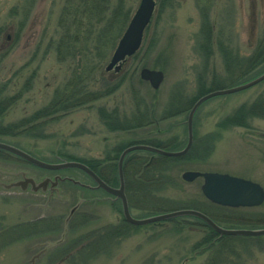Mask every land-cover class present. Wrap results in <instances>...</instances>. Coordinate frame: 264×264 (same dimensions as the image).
Wrapping results in <instances>:
<instances>
[{
  "label": "rangeland",
  "instance_id": "rangeland-1",
  "mask_svg": "<svg viewBox=\"0 0 264 264\" xmlns=\"http://www.w3.org/2000/svg\"><path fill=\"white\" fill-rule=\"evenodd\" d=\"M63 1L0 0V84L7 85L6 94L12 96L22 90L27 79L33 76L30 89L2 119L4 126L29 117L46 106L56 89L70 76L69 66L58 63L54 52L45 51L56 35ZM130 1L135 4V10L141 2ZM156 4L153 21L144 35L138 57H131L122 65V73H128V76L119 91L89 106L58 116V119L45 120L40 137L28 133L8 137L4 142L15 144L39 159L57 163L68 161L60 158L58 153L79 160H101L118 145L130 141L171 142L178 137L187 141L188 115L162 122L157 118L173 94H197L198 77L204 65L203 59L194 50L201 24L200 15L195 0H156ZM211 19L217 38L222 36L224 43L241 60L245 59L251 55L264 31V0H216ZM111 56L102 70V78L108 80L118 77L115 70L105 71ZM142 68L163 71L165 80L159 90H153L148 82L140 79ZM214 72L219 76L226 74L225 62L217 48L206 72L207 84L211 83ZM262 73L264 70L252 76L256 78ZM100 75L97 74L95 80L97 89L101 87ZM132 77L138 78L132 82ZM245 79L240 76L237 80ZM132 84L139 89L147 104L152 105L154 114L151 120L154 123L133 132H111L101 122L98 108L105 107L108 111L118 109L121 116L131 115L135 110ZM263 91L264 82L235 94L211 98L197 110L193 120L194 134L200 145L211 147L212 151L202 162L173 168L172 182L160 193L166 200L163 203L166 209L197 208L225 228H264V204L230 210V218H223L202 194V179L194 182L182 179L186 171L215 172L250 180L264 188V120H252L249 129L219 127L226 116ZM20 173H26L36 182L63 177L79 184L63 182L56 187L59 192L53 194L50 184L46 192H32L30 186L27 191L0 186V233L3 236L0 264H56V256L51 250L43 255L41 253L47 244L61 239L70 211L81 201L78 213L81 218L84 217L85 223L82 221L71 230L68 228L65 236L67 248L88 231L119 225L123 219L119 200L101 190L80 186L95 187L81 171H46L7 152L1 153L0 185L23 181L22 176L17 175ZM37 222H44L47 227L21 231L22 226ZM180 225L177 227L167 221L133 229L90 264H206L210 258L216 264H264V237L224 236L211 251L193 249L209 233L208 228L199 222L193 225L180 222ZM6 232L9 234L6 235Z\"/></svg>",
  "mask_w": 264,
  "mask_h": 264
},
{
  "label": "trees",
  "instance_id": "trees-1",
  "mask_svg": "<svg viewBox=\"0 0 264 264\" xmlns=\"http://www.w3.org/2000/svg\"><path fill=\"white\" fill-rule=\"evenodd\" d=\"M195 1L201 24L194 50L204 61L202 72L198 77L197 94L194 96H187L181 93L173 94L161 115L157 118L159 122L188 115L194 104L201 97L214 91L232 88L248 82L254 79V75L264 70V31L254 46L251 55L241 60L224 43L222 36H218V38L216 36V27L211 19L216 0ZM134 6L135 4L130 0L63 1L57 19L56 35L51 38L45 51L46 53L54 52L58 63L68 65L71 72L70 76L62 86L56 89L52 99L46 106L35 111L29 117L6 126L2 124V119L8 110L30 89L33 76L27 79L22 90L12 96L6 94L7 85L0 84V141L4 142V139L8 137H18L28 133L32 134L30 136L40 137V132H42L47 121H51L52 118L58 119V116L103 100L123 87L128 73H122L121 69L116 72L118 76L116 79L108 80L107 78H102L104 76L102 70L127 29L135 11ZM216 48L225 62L226 74L219 76L214 72L211 83L207 84L206 72L211 66ZM138 55L139 53L131 59H136ZM97 74H101L102 78L100 89L96 88L95 80ZM252 74L254 75L252 76ZM240 76H244L247 80H237ZM137 78L132 77L131 81L137 80ZM131 93L135 101V110L129 116H121L118 109L108 111L105 107L98 108L101 122L111 132H133L154 123L151 120L154 114L152 105L147 104L134 84L131 85ZM255 119L264 120V91L254 100L241 104L220 122L219 127L222 129H249L252 120ZM194 139L191 150L179 158L163 157L146 151L133 152L126 157L123 165L125 192L130 211L134 217L146 218L172 211V209H166L165 205H163L166 200L160 193L166 185L172 182L173 168L177 165H191L196 162H202L212 151L211 147L206 148L204 145H200L196 136ZM186 143L187 141L180 140L179 137L177 139L174 138L171 142L158 140L130 141L118 145L111 154L101 160L91 159L86 161L72 158L62 153L58 154L60 158L68 161H78L86 164L108 185L118 187V160L126 148L136 144H145L167 151H180L185 147ZM12 145L18 147L15 144ZM1 153L5 152L0 150ZM214 207L221 217L230 218V209ZM202 212L217 224L222 225L211 215L204 211ZM134 213H139V215H134ZM82 221L85 223L84 217L81 218L80 213H77L69 224L70 230L75 224H80ZM171 222L175 223L177 227L181 226L180 222L190 225L197 224V222L201 223L195 219H175ZM201 224L208 228L209 233L193 249L205 248L211 251L213 245L224 237H219L217 233L204 223ZM36 227L45 228L47 225L44 222H37L33 225L22 226L21 231H33ZM136 228L140 227L129 225L123 218L119 225L88 231L76 242L73 241L71 247L67 248V242H65L61 246L52 249L51 252L56 256V264H90L98 259L104 250L119 243L121 239L130 234L131 230ZM5 234H9V232ZM1 241H3V236L0 233ZM206 264H216V262L210 258Z\"/></svg>",
  "mask_w": 264,
  "mask_h": 264
},
{
  "label": "water",
  "instance_id": "water-1",
  "mask_svg": "<svg viewBox=\"0 0 264 264\" xmlns=\"http://www.w3.org/2000/svg\"><path fill=\"white\" fill-rule=\"evenodd\" d=\"M155 8V0H141L138 8L135 10L131 18L127 29L119 40L118 45L112 54L109 64L105 68L106 72H110L112 70L119 72L122 68V63L125 62L127 58L133 57L140 50L143 43L145 31L153 19ZM140 79L142 81L148 82L151 85L152 89L157 91L161 88L165 80V75L163 71L160 70L142 68L140 71ZM262 82H264V73L246 83L240 84L232 88L215 91L200 98L194 104L188 115V141L185 148L181 151H166L148 145H134L125 149L118 161L119 187L117 188L109 186L105 181H103L99 177L98 174L91 170L86 164L81 162H44L31 156L23 150L4 142H0V150L11 153L17 156L18 158L26 161L27 163L44 170L62 171L67 169H76L82 171L96 184L97 189H101L107 194L114 196L121 201L124 219L133 226H147L176 218L191 217L201 220L221 237H261L264 236V228L255 230L224 228L219 226L204 213L192 209L168 212L143 219L133 217L130 213L128 200L125 195L123 165L125 158L129 154L137 151H147L168 158H177L186 155L193 146V120L197 110L201 107V105H203L206 101L211 98L235 94L247 90L251 87H254ZM17 175L22 176L23 181L10 185L2 184L0 186L4 187L5 189L20 188L21 191H27L30 186L32 192H38L39 190L46 192L47 186L50 184L51 194H53L54 192H59L58 188L56 187L60 182L71 181L73 183L79 184L78 182L69 178L55 177L54 180L47 178L41 182H36L34 179L27 177L26 173H20ZM200 178L203 179V185L201 187L202 194L209 202L215 205L237 209L259 207L264 204V188L253 181L231 176L228 174H220L215 172L186 171L182 175V179L186 182H193ZM81 203L82 201L72 208L69 216L66 219V225H68L73 215L79 210ZM67 231L68 229L66 227L61 239L54 243L47 244L43 252H46L47 250L53 247L61 245L65 240Z\"/></svg>",
  "mask_w": 264,
  "mask_h": 264
},
{
  "label": "flooded vegetation",
  "instance_id": "flooded-vegetation-1",
  "mask_svg": "<svg viewBox=\"0 0 264 264\" xmlns=\"http://www.w3.org/2000/svg\"><path fill=\"white\" fill-rule=\"evenodd\" d=\"M83 188H89V189H94V187H89V186H83Z\"/></svg>",
  "mask_w": 264,
  "mask_h": 264
},
{
  "label": "bare ground",
  "instance_id": "bare-ground-1",
  "mask_svg": "<svg viewBox=\"0 0 264 264\" xmlns=\"http://www.w3.org/2000/svg\"><path fill=\"white\" fill-rule=\"evenodd\" d=\"M187 132H188V123H187ZM193 132H194V129H193Z\"/></svg>",
  "mask_w": 264,
  "mask_h": 264
}]
</instances>
